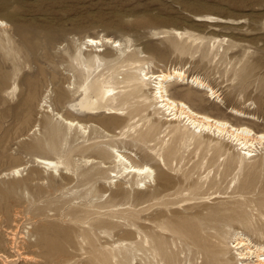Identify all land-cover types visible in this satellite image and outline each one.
Returning <instances> with one entry per match:
<instances>
[{"label":"rangeland","instance_id":"obj_1","mask_svg":"<svg viewBox=\"0 0 264 264\" xmlns=\"http://www.w3.org/2000/svg\"><path fill=\"white\" fill-rule=\"evenodd\" d=\"M207 17L216 22L197 20ZM0 20L7 23L0 25V173L28 162L21 177H0V253L4 254L0 264H47L40 257L47 249L35 245L44 226L49 227L45 234L48 239L65 244L67 237L76 235L71 227L77 225L71 219L81 209L101 214L108 210L85 205L90 200L106 203L110 191L104 193L100 185H105L109 172L106 178L81 176L83 168L77 175L64 170L52 173L43 171L34 160L49 156L72 163L76 153L100 159L104 155L70 141L57 153L33 147L31 140L39 137V132L43 134L44 127L33 135V130L27 133V129L34 120L43 121L44 115L34 110L30 122L9 117L22 111L15 105L23 86L11 93L22 77L40 79V89L48 86L52 98H57L63 85L75 81L71 53L82 38L111 37L138 48L147 56L144 60L153 61L150 67L156 72L185 67L189 76L209 82L220 99L208 98L204 91L189 85L172 86L175 98L235 124L244 121L230 114L229 107L253 113L260 121L250 125L264 131V0H0ZM175 30L185 33L184 37L174 34ZM216 40L219 42L213 47ZM76 98L62 97L58 103L66 109ZM142 117L134 120L138 127L144 125ZM109 128L114 131V126ZM91 137L104 141L102 144L110 142L99 134ZM125 146L138 153L140 163L155 167L143 156L140 144ZM229 148L221 145L220 153L215 154L203 144L198 152H188L175 174L172 172L198 181L196 200L178 203L180 198L174 197L167 205L150 200L135 207L131 210L136 212L131 217L137 228L135 235L128 234L125 226L112 229L108 223H95L94 227L84 224L89 232L83 234L85 239L79 237L82 246L70 248L71 254H58L50 264H228L226 260L235 255L234 249L230 250L234 230H242L256 244H264V150L240 171L234 169L238 160L230 158ZM149 195L142 196L143 200ZM112 200L129 201L122 197ZM130 216L119 212L113 220L120 223ZM101 219L108 220L106 216ZM247 221L253 228L245 229ZM90 243L101 255L98 262H88ZM118 245L121 251L111 260L107 250ZM25 254L33 260L25 259Z\"/></svg>","mask_w":264,"mask_h":264},{"label":"bare ground","instance_id":"obj_2","mask_svg":"<svg viewBox=\"0 0 264 264\" xmlns=\"http://www.w3.org/2000/svg\"><path fill=\"white\" fill-rule=\"evenodd\" d=\"M197 20L216 22L212 17ZM218 21L223 19L218 18ZM0 25L7 26V23L0 20ZM173 32L180 38L185 35L178 30ZM161 36L166 35L163 33ZM216 42L219 40L213 42V47ZM145 57L147 56L143 51L138 48L132 49L120 40L105 36H86L80 42H75L71 53L73 70L76 72L75 81L69 82L67 86L63 85L57 98H52L48 86L43 90L40 89L41 80L38 78L24 76L11 88V93L14 95L19 85L23 86L15 105L22 111L9 116L12 120L20 118L28 122L33 121L34 110L38 111L37 114L44 115L43 121L36 119L35 124L27 129V133L33 130L31 133L33 135L36 130L44 127L43 134L39 132V137L31 140V146L44 147L57 153L70 141L80 148L94 149L105 157L102 159L85 157L76 153L73 162L69 163L61 157L36 156L35 163L43 171L60 174L61 170H64L67 174L77 175V171L83 168L80 175L89 177L110 173L107 178L104 176L107 180L105 185H100V189L105 190L104 193L110 191L106 203L96 204L90 200L85 205L107 208L106 213L81 209L82 212L76 213L71 219L77 225L71 227L76 235L71 239L67 237L65 244L48 239L45 234L49 231V227H43L42 236L35 245L47 249L40 255L47 264H50L58 254L63 252L71 254L70 248L82 246L79 237L85 239L83 234L89 232V229L83 227L84 224L94 227L95 223L98 226L108 223L112 229L125 226L128 234L135 235L133 231L137 228L131 218L136 213L131 211L135 207L150 200L162 201L161 204L167 205L173 203L170 199L174 197L180 198L178 203L196 200L198 181H192L187 176L177 177L172 175V172L175 174L178 165L188 152L191 154L198 152L203 144L208 151L214 150L215 154L220 153L221 145L230 146L227 152L230 153V158L233 156L237 158L238 164L234 169L240 171H245L248 163L258 155V151L264 150V131H257L250 125L258 123L259 117L229 107L227 110L230 114L244 121L242 124H235L231 120L220 119L195 110L185 100L174 97L172 86L189 85L204 91L208 98L220 99L217 90L200 76H189L185 67L160 69L156 72L150 67L153 61L144 60ZM15 74L18 75V72ZM62 97L77 98L65 109V105L58 103ZM140 115H143L142 127H138V123L134 121ZM120 121H124L125 124L119 125ZM109 126H114V131L110 130ZM94 133L107 138L110 142L102 144L104 141H93L91 135ZM24 139L28 138L23 137L22 140ZM120 143L124 145L120 146ZM134 143L140 144L143 156L152 160L155 167L148 163H140L138 153L125 146ZM231 149L234 153L237 151L236 155L229 151ZM27 167L28 162L14 166L0 173V177H21ZM39 172L41 173V170ZM207 179L208 176L205 177V181ZM147 192L150 194L149 199L143 200L142 196ZM114 197L128 198L129 201L113 203ZM131 198L137 199L131 203ZM119 212L131 216L118 223L113 219ZM104 216L108 220L101 219ZM245 224L246 230L253 228L250 222L247 221ZM26 232L30 236L29 231ZM12 233V239L16 240L17 230ZM21 237L25 238L26 235ZM231 238L233 241L230 250L234 249L235 255L226 260L228 264H264V244H256L242 230H234ZM145 242L149 243V239L145 238ZM96 251L97 248L90 243L88 262L100 261L101 255L96 254ZM118 251H121L119 245L107 250L111 260L117 258ZM16 252L23 253L20 249H16ZM228 252L229 250L224 251L221 255L225 257ZM0 256L4 254L0 253ZM23 257L33 260V257L27 254Z\"/></svg>","mask_w":264,"mask_h":264}]
</instances>
